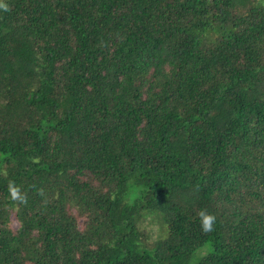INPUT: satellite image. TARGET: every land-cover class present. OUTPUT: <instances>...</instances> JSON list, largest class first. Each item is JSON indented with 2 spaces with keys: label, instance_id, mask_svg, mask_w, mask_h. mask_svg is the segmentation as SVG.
Masks as SVG:
<instances>
[{
  "label": "trees",
  "instance_id": "16d2710c",
  "mask_svg": "<svg viewBox=\"0 0 264 264\" xmlns=\"http://www.w3.org/2000/svg\"><path fill=\"white\" fill-rule=\"evenodd\" d=\"M0 264H264V0H2Z\"/></svg>",
  "mask_w": 264,
  "mask_h": 264
},
{
  "label": "clouds",
  "instance_id": "9594fccd",
  "mask_svg": "<svg viewBox=\"0 0 264 264\" xmlns=\"http://www.w3.org/2000/svg\"><path fill=\"white\" fill-rule=\"evenodd\" d=\"M0 5H2V0H0ZM10 193L13 198H17L18 189L10 186ZM20 199L23 200V197H20ZM199 216H200V224H201L202 230L205 232L211 231L213 227V222L215 220V216L205 211H201Z\"/></svg>",
  "mask_w": 264,
  "mask_h": 264
},
{
  "label": "rangeland",
  "instance_id": "374dc122",
  "mask_svg": "<svg viewBox=\"0 0 264 264\" xmlns=\"http://www.w3.org/2000/svg\"><path fill=\"white\" fill-rule=\"evenodd\" d=\"M150 217L145 219L142 223L141 226L143 228H145V230H147V232L150 235V242H153L154 240H156L159 236V224L157 221L154 222H150ZM83 221L80 220V223H82Z\"/></svg>",
  "mask_w": 264,
  "mask_h": 264
}]
</instances>
